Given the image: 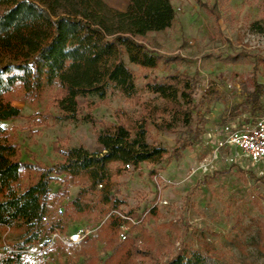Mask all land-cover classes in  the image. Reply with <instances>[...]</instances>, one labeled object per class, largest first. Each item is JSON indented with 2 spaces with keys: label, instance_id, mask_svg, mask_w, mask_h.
<instances>
[{
  "label": "rangeland",
  "instance_id": "obj_1",
  "mask_svg": "<svg viewBox=\"0 0 264 264\" xmlns=\"http://www.w3.org/2000/svg\"><path fill=\"white\" fill-rule=\"evenodd\" d=\"M104 1L119 10H124L129 2ZM174 4L172 25L166 30L148 32L140 39L162 55L158 65L141 68L123 55L136 74L132 96L110 87L103 98H79L80 112L75 118H67L56 105V87L47 88L41 98L33 101L23 96L20 89H13L5 98L18 115L1 120L0 124L16 143L21 160L48 167L61 160L58 148L81 145L89 152L100 151L97 138L101 128L116 123L117 115L124 118L126 114L142 125L149 142L169 150L156 165L141 162L134 168L130 164L113 176L116 184L112 192L120 201L119 210L136 216L149 209L141 225L132 228L123 242L134 240L138 247L149 248L151 254L147 258L133 254L131 260L157 264L189 248H211L214 264H264L259 249L264 246V166L230 161L228 148L218 154L214 151L223 123L251 122L245 97L253 88L255 55H264V0H175ZM234 56H238L236 61L230 59ZM170 73L186 75L195 82L196 113L189 128H157L143 111V104L163 103L146 83ZM255 75L264 83V62L260 59ZM262 101L264 109V95ZM87 112L94 118L93 123L83 118ZM195 130L201 133L198 137L192 135ZM186 135L188 145L174 156L171 148ZM52 175L49 188L56 195L49 201V211L61 197H69L58 223L63 233L71 231L75 223L94 225L102 219L99 212L81 214L70 206L84 182ZM22 181L25 183L26 177ZM99 189L90 193V200L97 199ZM23 232L18 223L10 230L0 225V252L6 251L7 245L22 241ZM39 235L44 239L42 231H38L37 238ZM92 239L95 264H115L108 254L119 243L116 234L104 231L101 239ZM77 249L57 242L44 259L50 264H85L89 255L81 256Z\"/></svg>",
  "mask_w": 264,
  "mask_h": 264
},
{
  "label": "trees",
  "instance_id": "obj_2",
  "mask_svg": "<svg viewBox=\"0 0 264 264\" xmlns=\"http://www.w3.org/2000/svg\"><path fill=\"white\" fill-rule=\"evenodd\" d=\"M174 18L171 0H129L124 10L104 0H0V121L18 115L5 98L13 89H20L23 96L33 101L41 98L47 88L56 87V105L67 118L77 117L81 109L79 98H103L110 87L132 96L136 74L123 55L133 65L155 68L162 55L140 39L148 32L170 27ZM230 59L236 61L238 56ZM259 59L264 62V55H255L253 88L245 97L251 121L263 109L264 83L255 75ZM146 86L163 101L160 106L142 105L146 117L157 128L190 127L196 113L195 82L191 78L170 73L159 80H149ZM83 118L94 122L88 112ZM116 120L101 128L97 138L100 151L89 152L81 145L58 148L61 160L48 167L21 160L16 143L0 124V225L18 223L24 228L22 241L13 248L37 239L41 216L49 212V201L56 195L49 188L52 174L84 182L70 200L75 212H99L105 216L108 210L103 205L119 210L120 201L112 192L116 184L113 176L119 175L125 164L134 168L141 162L156 165L169 153L166 146L149 142L142 125L126 114L124 118L117 115ZM200 134L195 130L192 135ZM187 135L179 137L171 148L174 156L188 145ZM31 171L35 174L31 175ZM99 184L97 199L90 200V193ZM117 223V217L109 215L97 238L101 239L104 231L116 234ZM259 249L264 255V246ZM77 253L89 255L85 264H95V239L81 242ZM210 253L211 248H189L157 264H214ZM133 254L147 258L151 251L130 240L115 244L108 256L115 264H137L131 260ZM0 264L26 261L20 253L6 250L0 252Z\"/></svg>",
  "mask_w": 264,
  "mask_h": 264
},
{
  "label": "built area",
  "instance_id": "obj_3",
  "mask_svg": "<svg viewBox=\"0 0 264 264\" xmlns=\"http://www.w3.org/2000/svg\"><path fill=\"white\" fill-rule=\"evenodd\" d=\"M222 148L229 149L228 159L230 161L243 160L252 166L259 164L264 166V109L251 122L239 124L235 121H228L223 123L220 127V137L215 140L214 151L218 154ZM129 166L130 164H125L126 168ZM97 187L101 188V184ZM68 199V196L61 197L49 213L41 216L39 231L45 234L44 239L39 235L31 244L14 248L7 245L6 249L20 253L27 264H50L44 257L55 247L57 242L66 247L79 249L81 242L97 237L99 228L109 215L117 217L116 239L123 242L127 239L131 229L141 225L142 220L149 212L147 209L132 216L121 210L109 208L107 215L103 216L98 223L94 225L75 223L73 224L75 227L65 234L58 223L61 222L60 218H62L64 205ZM3 226L7 230L11 229V226Z\"/></svg>",
  "mask_w": 264,
  "mask_h": 264
},
{
  "label": "crops",
  "instance_id": "obj_4",
  "mask_svg": "<svg viewBox=\"0 0 264 264\" xmlns=\"http://www.w3.org/2000/svg\"><path fill=\"white\" fill-rule=\"evenodd\" d=\"M174 2H175V0H171V3H172V5H173V7H175V4H174ZM175 19V18H174ZM174 21V20H173ZM173 23V22H172ZM169 28V27H168ZM168 28H166V29H168ZM166 29H164V30H166ZM162 31V30H161ZM264 95V94H263ZM263 95H262V97H263ZM262 97H261V100H262ZM263 102V101H262Z\"/></svg>",
  "mask_w": 264,
  "mask_h": 264
}]
</instances>
